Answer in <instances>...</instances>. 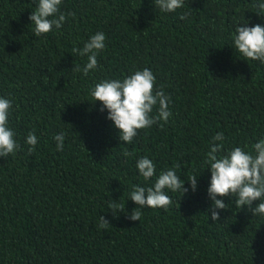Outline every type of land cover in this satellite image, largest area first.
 <instances>
[{"label":"trees","instance_id":"1","mask_svg":"<svg viewBox=\"0 0 264 264\" xmlns=\"http://www.w3.org/2000/svg\"><path fill=\"white\" fill-rule=\"evenodd\" d=\"M259 2L184 0L165 13L155 0H62V28L36 38L29 16L38 0H0V97L12 101L8 127L20 145L0 157V264H264V215L225 197L228 208L213 222L204 163L218 133L221 155L264 139V63L245 60L232 39L238 23L264 26ZM97 32L105 48L85 76L73 67L87 57L74 49ZM145 68L172 115L124 143L90 89ZM29 132L38 138L31 154ZM145 156L156 168L149 180L136 167ZM176 165L189 191L166 189L170 206L128 219L133 188L153 186ZM112 201L125 210L114 216Z\"/></svg>","mask_w":264,"mask_h":264},{"label":"clouds","instance_id":"2","mask_svg":"<svg viewBox=\"0 0 264 264\" xmlns=\"http://www.w3.org/2000/svg\"><path fill=\"white\" fill-rule=\"evenodd\" d=\"M62 0H38L35 10L29 16L31 25H34L33 35L37 38L42 34L52 31L53 27L60 29L66 20V15L60 12L59 6ZM155 8L161 12L170 13L184 7V0H155ZM260 13H264V2L253 5ZM68 15H73L69 13ZM187 14L180 16L186 19ZM248 21L236 24L233 30V42L235 52L242 55L245 60L260 61L264 63V26L255 24L248 26ZM105 34L97 32L84 44L83 48L74 49L80 56L87 57V63L82 69L73 67L75 71H82L85 76L90 70L98 66L97 54L105 48ZM72 70V71H73ZM156 78L148 68L137 70L131 75L121 79H105L90 89V95L95 102H100L101 112L107 110V119L112 121L119 133V140L124 143H132L139 130L147 129L163 120L167 122L172 113L169 110L170 97L162 87L155 88ZM158 105L155 115L153 109ZM12 109V101L0 97V157L15 154L20 145L15 139V133L8 127L9 112ZM56 141L57 151L64 147V133L53 137ZM213 144L206 153L204 163L209 166L211 173L210 184L207 189L212 201V207L208 210L213 222L219 221L217 210H226L228 205L223 201L225 197H234L235 207L241 209L247 206L253 216L264 215V139L258 140L245 151L240 147L232 148L226 154L221 155L222 145L215 143L223 141V133H218L213 138ZM26 143L30 145L29 154L35 151L38 138L34 132H29ZM124 155L130 156L128 151ZM139 174L149 180L156 173L154 163L148 157H141L136 162ZM162 171L153 186H135L129 194V199L137 207L128 215L131 221H140L141 209L167 208L171 205V197L165 191H182L183 195L189 191L184 185L186 182L176 174L175 168ZM193 192L197 189V177L192 176L187 182ZM220 197V199H218ZM254 201H259L252 208ZM115 216L117 212H123L125 207L119 202L112 201L109 205ZM208 215V214H207ZM209 216V215H208ZM110 223L103 216L100 217V228H106Z\"/></svg>","mask_w":264,"mask_h":264}]
</instances>
